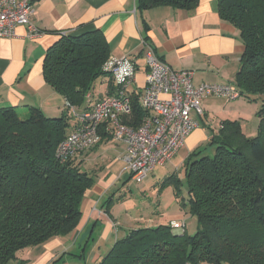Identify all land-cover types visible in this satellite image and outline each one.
<instances>
[{
	"label": "trees",
	"instance_id": "16d2710c",
	"mask_svg": "<svg viewBox=\"0 0 264 264\" xmlns=\"http://www.w3.org/2000/svg\"><path fill=\"white\" fill-rule=\"evenodd\" d=\"M198 3L138 0V8L168 5L189 13ZM216 10L244 46L234 85L258 102L256 132L248 136L238 119L221 120L185 157L183 181L174 171L160 182L195 218L193 233L185 223L175 232L169 223L127 228L95 264H264V0H217ZM109 61L99 29L63 33L45 53L43 76L66 107L81 106L97 79L105 77L107 94L113 92ZM137 95L123 120L131 126L145 115ZM70 126L66 111L49 117L35 106H0V264L24 263V249L68 235L78 224L93 176L75 156L60 161L55 155Z\"/></svg>",
	"mask_w": 264,
	"mask_h": 264
},
{
	"label": "crops",
	"instance_id": "0c3cea01",
	"mask_svg": "<svg viewBox=\"0 0 264 264\" xmlns=\"http://www.w3.org/2000/svg\"><path fill=\"white\" fill-rule=\"evenodd\" d=\"M216 2L199 0L197 7L188 13L168 5L141 11L138 0H39L29 17L40 30L39 34L29 35L25 25H17L13 35L0 37V106H14L19 110L35 106L49 117L67 113L63 96L44 79L43 59L61 34L77 35L92 29L103 33L109 45V60L124 56L132 58L136 65L134 81L137 91L144 84V56L149 50L173 69L191 71L194 84H234L244 46L235 28L219 18ZM144 24H148L147 32ZM107 84L105 77L97 79L85 102L74 106L76 112L87 109L106 95ZM215 98L225 99L221 111L228 113L219 118V122L224 119L241 121L243 103L251 102L240 95L234 101L230 99L233 102L220 96L204 95L201 99L203 115L195 117L199 126L185 137L171 158L153 168L151 173L155 178L165 176L166 162L173 166L170 173L175 171L181 176L187 154L203 145L210 133L217 130L218 126L209 122L210 114L217 108L211 101ZM252 102L258 106V102ZM73 123L70 119L69 130ZM102 132L106 135L102 136ZM100 136L94 147L75 155L80 168L93 176V182L80 203L78 224L68 235L55 236L24 249L20 253L22 264H95L127 228L169 223L175 232L182 223L186 227L188 216L180 209L174 195L171 203L174 201L184 216L175 213L165 221H159L156 213L161 214L160 204L144 214L131 195L115 185L122 171H128L127 179L131 177L123 158L125 145L122 141L110 140L103 129ZM181 149L184 150L182 153ZM157 182H154L155 186ZM113 187L120 192L116 201H113V192L109 198L103 199ZM107 200L109 205L105 204ZM117 204L125 205L126 212L140 209L135 218L137 221H133V217L132 222L130 220V224L125 226L115 218L111 208ZM7 264L17 262L11 260Z\"/></svg>",
	"mask_w": 264,
	"mask_h": 264
},
{
	"label": "built area",
	"instance_id": "2783aa9c",
	"mask_svg": "<svg viewBox=\"0 0 264 264\" xmlns=\"http://www.w3.org/2000/svg\"><path fill=\"white\" fill-rule=\"evenodd\" d=\"M38 1L0 0V37L13 35L17 25H25L29 35L39 34L40 30L29 20ZM144 62L146 70L140 91L134 81L136 65L132 58L124 56L109 61L112 93L81 112L67 105L66 114L74 123L56 146L55 155L60 161L94 147L103 129L110 140L124 143L126 168L134 181L141 182L156 165L171 158L185 137L199 126L195 117L203 115L204 95L227 100L239 96L234 84H194L191 71L173 69L150 50ZM134 93L138 94L137 101L145 115L138 125L131 126L123 120L131 115Z\"/></svg>",
	"mask_w": 264,
	"mask_h": 264
},
{
	"label": "rangeland",
	"instance_id": "374dc122",
	"mask_svg": "<svg viewBox=\"0 0 264 264\" xmlns=\"http://www.w3.org/2000/svg\"><path fill=\"white\" fill-rule=\"evenodd\" d=\"M100 80V79H99ZM99 82V81H98ZM225 99H220V98H215L211 99L212 103L214 104L216 110L210 114L209 117V122L212 123V126H219V118H222L225 115H228L227 112L221 111V106H224ZM233 100V99H231ZM229 100V101H231ZM234 101V100H233ZM231 101V102H233ZM244 106L241 108V125L244 131L247 133L248 136H252L256 132V127H257V116L255 115L256 110L258 108L257 103L254 102H248V103H243ZM210 130V128H209ZM184 147L183 149H185ZM181 149V153L184 151ZM187 150V149H186ZM179 152V153H180ZM114 153V152H113ZM114 155V154H113ZM169 162V161H168ZM119 166L121 165L120 162L117 163ZM173 166L170 165L169 163H165L164 168H165V176L169 174L172 170ZM120 179L118 182L115 184L117 187H122L120 188L121 191H125L126 193H129L131 195V199L138 204L141 207V210L145 214L146 211H151L153 208L157 206V204H160V210L161 214H157V218H159V221H165V219L169 218L170 215L179 213L183 215V212L179 210L177 204L172 201L171 199L173 197V190L171 186H165L163 188H160L159 190V184L162 181V179L165 176H161L159 178H155L152 173L150 172L148 176L142 180L141 182H136L132 179V177L128 178V171H122L120 174ZM180 179L183 181V173L181 172V176H179ZM127 179V181H126ZM126 181L125 183H123ZM155 181H158L155 186ZM184 185V184H183ZM118 189L116 187L112 188V191L108 192L104 196L103 199L109 198L110 194H112L113 201H116L118 198L120 192H117ZM139 207V208H140ZM154 210V209H153ZM127 211V208L123 204H117L113 205L111 208V212L115 218H118L121 223H123L125 226H128L130 224V220L132 222V219L134 217L133 221L135 218L139 215L140 209H132L131 211ZM184 216V215H183ZM187 222H186V228L189 233H193L195 229V218L191 217L190 215L187 214ZM137 219V218H136ZM176 223H178V220H176ZM91 243V241H90ZM90 246H88L89 248Z\"/></svg>",
	"mask_w": 264,
	"mask_h": 264
}]
</instances>
